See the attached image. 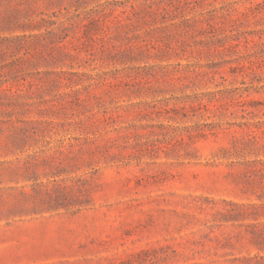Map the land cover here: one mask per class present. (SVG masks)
<instances>
[{"label":"rangeland","instance_id":"rangeland-1","mask_svg":"<svg viewBox=\"0 0 264 264\" xmlns=\"http://www.w3.org/2000/svg\"><path fill=\"white\" fill-rule=\"evenodd\" d=\"M0 264H264V0H0Z\"/></svg>","mask_w":264,"mask_h":264}]
</instances>
